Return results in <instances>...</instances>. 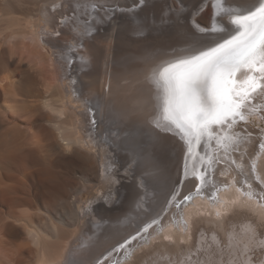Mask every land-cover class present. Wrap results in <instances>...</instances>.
<instances>
[{"label":"bare ground","instance_id":"6f19581e","mask_svg":"<svg viewBox=\"0 0 264 264\" xmlns=\"http://www.w3.org/2000/svg\"><path fill=\"white\" fill-rule=\"evenodd\" d=\"M72 1L35 0L39 5L25 23L10 8H3L0 15V67L25 66L19 70L21 81L14 79L15 73L0 72V124L9 135L0 137V165L5 169L0 175V264H94L103 254H112L116 244L163 211L165 196L172 193L171 187L180 180L187 145L178 135L154 126L155 89L148 77L161 64L213 46L217 41V35L211 32L213 25H228L227 17L214 18V0ZM105 2L122 7L123 11L115 13L112 23H108L111 29H96L94 22L87 19L91 14L109 16L103 9ZM141 2L138 8L136 5ZM204 5V12H199L198 8ZM206 11L211 12L209 17ZM148 12L154 16L157 13L160 20L171 21L167 35L162 27L149 26L144 21ZM83 13L89 16L83 17ZM60 17L66 21L62 30ZM70 27L74 32H70ZM102 29L107 33L103 34ZM58 31L62 33L60 37L54 35ZM102 35L124 45L130 54L168 47L166 44L189 47L175 50L174 54L158 53L141 62H128L125 71L111 67L110 81H105V77L97 81L98 50L102 45L89 39ZM27 36L32 38L34 47L43 42L49 49H56L54 71L41 64L44 54L32 52L30 45L25 41L24 44ZM74 52L80 54L81 61L74 56L76 68L69 71L70 61L66 57ZM128 75L129 81H120ZM27 90L33 95L24 96ZM255 103L264 107V97ZM27 106L39 113L33 116L36 112L31 107L33 114ZM253 123L257 125L255 129L246 126L241 130L247 135L239 151L231 153L228 160L223 158L222 150L219 152V162L223 164L213 165V185L229 184L235 179L245 187L244 177L231 164L234 159L245 165L252 188L264 191V184L253 181L249 165L262 140L259 134L264 135L261 120L254 119ZM207 146L203 143L199 150L213 153L215 141ZM156 164L163 166L169 178L155 171ZM257 173L264 175V151L260 152ZM156 179L163 188L159 198L152 201L149 188ZM197 181L187 179L181 196L193 190ZM213 190L210 186L205 192ZM188 210L202 213L194 220L193 246L201 233L210 242L217 229V209L207 198L197 197L183 208V213ZM174 216L179 217V212ZM170 221L172 218L167 215L162 225ZM246 221H252L258 229L264 228L259 215L247 209L225 219L224 227L235 225L239 232V226ZM155 232L156 229L152 230L147 240L138 242L135 248L127 246L117 258H126L122 264H178L183 246L172 245L162 237L153 239ZM249 255L264 264V248L253 245Z\"/></svg>","mask_w":264,"mask_h":264},{"label":"snow or ice","instance_id":"6c2138e0","mask_svg":"<svg viewBox=\"0 0 264 264\" xmlns=\"http://www.w3.org/2000/svg\"><path fill=\"white\" fill-rule=\"evenodd\" d=\"M214 18H228V25L211 28L217 35L214 46L204 50L185 53L174 61L166 62L152 69L148 79L155 89L153 124L157 129L171 132L187 145V154L195 157V147L202 142L211 145L215 141L213 153L201 156L205 171L195 166L192 175L200 183L195 195L183 197L187 206L201 197L202 188L208 181L206 171L219 162V152L228 160L231 153L239 151L246 133L237 130L240 122H249L259 113L264 117V107L255 101L264 97V0H214ZM95 121H93V124ZM260 127L264 128V119ZM264 149V143L260 145ZM236 171L244 177L245 187L233 179L231 184L213 192L210 202L217 210L214 213L217 229L212 232L209 242L204 233L192 244V229L197 210H188L162 225L160 219L147 224L142 232L156 226L153 239L162 237L172 245L179 243L181 259L178 264H261L249 255L253 245L264 248V228L258 229L252 221H246L236 231L235 225L224 227V221L237 211L245 209L259 215L264 223V196H257L248 183L245 165L236 163ZM188 166L186 165V173ZM223 174V173H222ZM251 175L264 184V175L257 173L255 162ZM221 193L225 195L222 197ZM175 197L169 204H173ZM177 208L179 204L175 205ZM211 216L212 213H209ZM223 235V240L221 239ZM140 236L131 237L135 240ZM126 240L119 245L125 249L131 243ZM227 254V257H226ZM172 264H177L172 261Z\"/></svg>","mask_w":264,"mask_h":264},{"label":"rangeland","instance_id":"374dc122","mask_svg":"<svg viewBox=\"0 0 264 264\" xmlns=\"http://www.w3.org/2000/svg\"><path fill=\"white\" fill-rule=\"evenodd\" d=\"M142 4L143 3L141 2L140 4L138 3V5H136V6H138V8H140L142 6ZM38 5L36 4L35 0H0V15L3 12V8H10V9L13 10L14 16L16 18H18L22 23H25L29 19V17H30L29 15L32 14V13H34V10L38 7ZM206 6L205 5L204 6H200L198 8L199 12H204V10L206 9ZM132 8H133V5H132ZM103 9H106V11H107L106 14L109 15V16H106L105 15L104 18H100L98 15L91 14V16H92L91 18L92 19L91 18H88L87 21H90L91 20V22H94V25H95L94 28H96V27L97 28H101V27L104 26L103 28H106V29L107 28H110L111 29V26L110 27H107L108 26V23L110 22V24H111L112 23V19L114 17H116V15L118 14V12H122L123 9H122V7L119 8L117 5H113V6L108 5L107 2L103 3ZM88 10H90V8H88ZM114 10H116L117 12H113ZM90 13L91 12H89V15H90ZM115 13H117V14H115ZM205 13H206V16L209 17L211 12L210 11L209 12L206 11ZM83 15H84L83 17H85L87 14L83 13ZM89 15H87V16H89ZM145 15H147V16H145ZM145 15L143 17L144 18V21L146 20V23L149 24V26L154 25L155 27H162V29L165 30V32L167 31L168 26L169 25L171 26V23H170L171 21H166V19H164V18H162L163 21L160 20V16L157 13L155 14V16L151 12H148ZM72 17L73 16L71 15V19H72ZM130 17L133 18L132 16H128L129 19H130ZM58 20H59V23L61 24V25L59 24V28L62 30L63 28H65V22L66 21H65V19H63L61 17ZM132 22H133V20H132ZM135 22L137 23L138 21H135ZM102 31H103L102 32L103 34L104 33H107V31L104 30V29H102ZM70 32H74L71 29V27H70ZM95 32H96V30L95 29H92V34H95ZM61 34H62L61 31H58V32H55L54 33V35L56 37H60ZM168 34H170L169 31H168ZM165 35H167V32L165 33ZM90 36H89V38H92V36L91 37ZM67 37H71V35H68ZM89 40L92 41L94 44H96V45H102V47H103V49L101 47L98 50L100 56L98 58V62H97V65H96V69L98 70V72H100L99 77H98L100 79H98L97 81H103V77H105V79H106L105 81H110L109 80V76L111 77V73H109V72L111 70V67H115L116 69H120V70H124L125 71L127 69L128 62L129 63H131V62H138V61L141 62V61H144L149 55H155V54H158V53H173L174 54L175 50H178L179 49L181 51H184L185 49H187V47H189V44H185V45H173L172 47H170L169 44H166V46H168V47L149 49V50H147V52H143V53H140L139 52L140 54L139 53H132V54H130V53H128V51L126 52V50L124 49V45L118 43L117 41L113 42L114 39L112 40L110 38V36L102 35L101 37H99L97 39H89ZM111 40H112L113 43H116V44L113 45V43L111 42ZM13 41H15V40H12V42ZM24 41L28 45H30V47L32 49V52L33 51L35 52V50H36V52L42 53V54L45 55V57H41V64H43V66L45 68L47 67L46 68L47 70H50V71H54L55 70V62L57 61L56 54L53 53V50H56L55 48H53V49L50 48L49 49L48 47H50V46H48V45H45L44 46L45 43H43V42L42 43L40 42L43 45V47H42L41 44H38L37 47H34L33 44H32L33 43L32 42V38H29L28 36L23 40V42ZM25 42H24V44H25ZM62 42H64V41H62ZM26 45H25V47H26ZM78 47L81 48L82 47V44L78 45ZM35 48H37V49H35ZM105 50H107V51H105ZM202 50H204V49H202ZM126 55H130L129 58H125ZM74 56H76V58H77L76 60L77 61H81V56H80V54L78 52H74L73 55L67 56L66 59H68L70 61L69 71H75L74 68H76V67L73 66V64H74L73 61L75 59ZM109 61H110V63H109ZM107 64H109V65H107ZM106 66H108V69L109 70L107 69ZM23 69H25V66L24 67L23 66L16 67L15 65H12V66L11 65H8V66H3V68L0 67V72L2 74L6 72L5 74H10V75H12L13 73H15V75H16V73L19 72L18 73L19 75L18 74L16 75L17 77L14 74H13L14 75L13 77H14L15 80L18 79L17 81H21L22 74L20 73L19 70H23ZM104 71L105 72L107 71L108 73L106 72L107 73L106 74ZM19 76H21V77H19ZM129 79H130V76L128 75V76H126V78H123L120 81H129ZM24 94H26L24 96H28V97H30V96L33 95V93L31 92V90L25 91ZM28 106H30V105H28ZM28 106L26 107L27 110L31 109L30 111H32L33 114L36 112V114H34L33 116H36L39 113V111H36L38 109H35L34 107L31 106L34 109V111H35L34 112L33 109L31 107L29 108ZM0 125H1L0 126V137L1 136L2 137L9 136V135L6 136L7 133H6V130L4 128L5 126H2V124H0ZM4 134H5V136H3ZM156 167H157L156 170H155L156 172L163 173L164 176H167V177L169 176V173H166L165 170H162V167L163 166L161 164L157 165ZM2 168L4 169L3 165H0V175H2L3 174V171H5V169L3 170ZM1 169H2V171H1ZM178 170H179V168H178ZM1 172H2V174H1ZM157 182L159 184V188H156L157 187ZM159 182H160V180H157L156 179V182H154L153 185H152V187L149 188L150 198L152 199V201L158 199L159 196L161 195V191H162L163 186H162V183L160 182L161 183L160 184ZM178 183H179V181H178ZM177 184H175V185L173 184L174 186L172 185L173 187H171V189L174 190ZM186 187H188V186L185 185V191L187 190ZM168 197H169V195L168 196H165L166 200L168 199Z\"/></svg>","mask_w":264,"mask_h":264},{"label":"water","instance_id":"95a60500","mask_svg":"<svg viewBox=\"0 0 264 264\" xmlns=\"http://www.w3.org/2000/svg\"><path fill=\"white\" fill-rule=\"evenodd\" d=\"M255 121H256V119H255ZM250 123H252V124H254L253 123V121L252 122H250ZM239 124H241V122L239 123ZM249 124V123H248ZM247 123H246V126L248 125ZM250 127H254V125H251L250 124ZM255 129V128H254ZM263 131H264V128H263ZM262 135V136H261ZM259 136L260 137H262V140L260 139L259 140V142H258V144H260L261 145V143H264V135L263 134H259ZM264 151V149H261V147L260 146H258V148H257V150H256V152H255V156H254V159H253V157L250 159V161H249V165H250V171H251V166H252V163L253 162H255V164H256V167H258V161H259V159H260V152L262 153ZM219 163V162H218ZM219 164H221V163H219ZM213 169H215V167L213 166V168H211V170H213ZM214 171V170H213ZM207 174H206V180L208 179L209 180V175H211V174H213V172H210V170L208 169L207 171ZM212 177V176H211ZM254 177V176H253ZM212 180H213V178H212ZM253 181H255V182H258L256 179H255V177H254V179H253ZM240 183H241V181H240ZM249 183V182H248ZM259 183V182H258ZM225 184H227L226 182H223L222 184L220 183V184H214L213 185V189L216 191L217 189H219V188H222ZM229 184H231V183H229ZM177 186V185H176ZM205 186H206V184L204 185V187L202 188V192L203 193H205L206 194V190H205ZM245 186V185H244ZM176 188V187H175ZM252 190L256 193V195L259 197V196H264V191L263 192H259V191H257L256 189H253L252 188ZM195 193L196 192H194L193 193V195H195ZM213 193V192H212ZM185 194V193H184ZM183 196L184 195H182L181 196V193L179 194V196L177 197V199L178 200H181V202H180V207H179V209L180 210H182V212L180 213V215L183 213V208L185 207H187V206H189V205H185L184 203H183ZM203 197V199H205V198H207L209 201H210V199L207 197V196H202ZM201 198V197H200ZM261 203H264V201H261ZM162 213V212H161ZM161 213L159 214V215H157L156 217H154L153 219H151L150 221H148V222H146L145 224L147 225V224H150L151 222H152V220H154V219H160L161 220V223L163 224V219H164V217L165 216H162V217H160V215H161ZM173 219H179V217H177V216H175ZM172 219V220H173ZM145 224H143V225H145ZM143 225H142V227H140V228H138L137 229V231H135L134 233H132L131 235H129L125 240H123V241H126V240H131V239H129L130 238V236H132V235H134V236H136V234H137V232H140V236H137V238L135 239V240H131V243L130 244H128V245H126V248H128V247H130V246H132L133 245V248H135L136 246H137V243L138 242H142V241H145V240H147V238L149 237V233L152 231V230H154V229H156V226L155 225H153V227L152 228H150L149 230H148V233H144V232H142V229H143ZM145 225V226H146ZM147 235H148V237H147ZM133 237V236H132ZM122 241V242H123ZM122 242H119L118 244H116L115 246H114V248L111 250V253L112 254H107L104 258H103V261H102V263H104V264H122V262L123 261H125V259L126 258H121L120 260H119V258H117L118 256H120L121 254H122V252L124 251V249H120L119 251H116V249H118L119 248V245L120 244H122ZM128 246V247H127ZM132 248V249H133ZM121 251V252H120ZM128 255V254H127ZM128 257V256H127Z\"/></svg>","mask_w":264,"mask_h":264}]
</instances>
